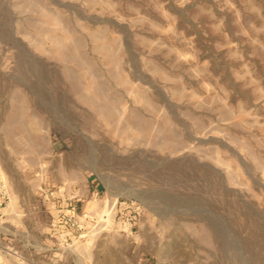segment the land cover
Wrapping results in <instances>:
<instances>
[{"label": "rangeland", "instance_id": "1", "mask_svg": "<svg viewBox=\"0 0 264 264\" xmlns=\"http://www.w3.org/2000/svg\"><path fill=\"white\" fill-rule=\"evenodd\" d=\"M0 264H264V0H0Z\"/></svg>", "mask_w": 264, "mask_h": 264}]
</instances>
